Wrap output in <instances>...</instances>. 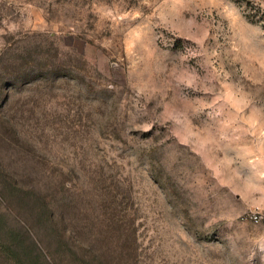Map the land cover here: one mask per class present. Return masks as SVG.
<instances>
[{"label": "rangeland", "instance_id": "1", "mask_svg": "<svg viewBox=\"0 0 264 264\" xmlns=\"http://www.w3.org/2000/svg\"><path fill=\"white\" fill-rule=\"evenodd\" d=\"M257 209L264 0H0V264H264Z\"/></svg>", "mask_w": 264, "mask_h": 264}, {"label": "built area", "instance_id": "2", "mask_svg": "<svg viewBox=\"0 0 264 264\" xmlns=\"http://www.w3.org/2000/svg\"><path fill=\"white\" fill-rule=\"evenodd\" d=\"M247 215L254 223L264 224V210H251Z\"/></svg>", "mask_w": 264, "mask_h": 264}, {"label": "trees", "instance_id": "3", "mask_svg": "<svg viewBox=\"0 0 264 264\" xmlns=\"http://www.w3.org/2000/svg\"><path fill=\"white\" fill-rule=\"evenodd\" d=\"M51 219H52L53 221H55L54 218H53V216H51ZM54 226H55V225H54ZM35 243H36V241L34 240V249H36V248H35ZM8 249H13V248H12L11 246H8ZM11 251H12V250H11ZM14 251H15V252H14ZM32 251H33V250H32ZM13 253H17V254H19V252H18L17 250H14V249H13ZM24 259H25V258H23V260H24ZM20 263H22V261H21ZM23 263H26V262H23ZM23 263H22V264H23ZM26 264H29V262H27ZM30 264H37V260H36V259H35V260L32 259L31 262H30ZM47 264H55V263L52 262V261L50 262V260H49V261L47 260Z\"/></svg>", "mask_w": 264, "mask_h": 264}]
</instances>
